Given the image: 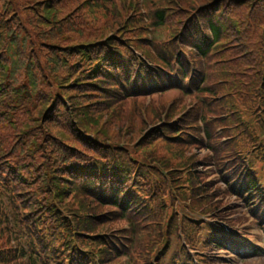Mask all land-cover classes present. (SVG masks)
Segmentation results:
<instances>
[{
    "label": "rangeland",
    "instance_id": "1",
    "mask_svg": "<svg viewBox=\"0 0 264 264\" xmlns=\"http://www.w3.org/2000/svg\"><path fill=\"white\" fill-rule=\"evenodd\" d=\"M232 3L0 0V264H171L193 238L205 252L209 225L254 228L219 170L264 168V21L237 22ZM177 56L210 93L131 94L107 59L153 73ZM110 166L133 210L93 191ZM208 249V264H240Z\"/></svg>",
    "mask_w": 264,
    "mask_h": 264
},
{
    "label": "trees",
    "instance_id": "2",
    "mask_svg": "<svg viewBox=\"0 0 264 264\" xmlns=\"http://www.w3.org/2000/svg\"><path fill=\"white\" fill-rule=\"evenodd\" d=\"M213 1L216 3L214 11L219 10L222 6L219 7V5H217L218 0H213ZM232 2H233L232 3L233 8H234L233 18L237 22L244 24V23H254V22L257 23L260 19L262 21H264V0H232ZM207 13L209 15V11H207ZM156 19L158 20L157 27H163L165 25L166 17L163 16V12H157ZM204 23L207 27L206 29L209 32V34H207V35H209V37L211 39L213 38V40L215 42L218 41V39H220V37H221L220 28L218 26H216V24L211 19H207ZM210 38H208V39H210ZM256 38H259V36H256ZM236 44H239V42H237ZM256 45H257V42L254 45L250 46L251 53H254V54L256 53V49L258 48V45L257 46ZM197 50H200L203 55H206V56L208 55V52L202 51V48H200L199 46H197ZM250 57H252V56H250ZM182 59L184 60V57L179 56V60L183 64ZM121 67H123V66H121ZM121 67L119 66L120 70H121ZM202 87L203 88H202L201 92L203 94L210 93V90L208 88H206L204 85ZM143 95H145V94H143ZM202 120L206 121V117H204V119H202ZM206 135L210 138V141L214 140V139H212V137L214 135V131L210 127H207V134ZM211 151H213V152L215 151L214 154L216 156L221 153L219 151V149L216 147L211 148ZM112 177H114V176L110 175L107 178L112 179ZM122 192L124 193L125 191L122 190ZM119 197H117L118 202H119ZM126 202H127L126 207H129V209H131V206H130L131 200L129 199Z\"/></svg>",
    "mask_w": 264,
    "mask_h": 264
}]
</instances>
